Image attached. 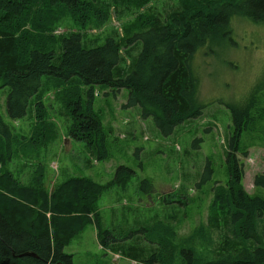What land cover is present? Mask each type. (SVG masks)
<instances>
[{
	"label": "rangeland",
	"instance_id": "374dc122",
	"mask_svg": "<svg viewBox=\"0 0 264 264\" xmlns=\"http://www.w3.org/2000/svg\"><path fill=\"white\" fill-rule=\"evenodd\" d=\"M106 1L93 0L94 9L84 12L49 0H33L21 29L12 30L18 37L19 51L32 49L33 40L36 47L58 50L59 36L76 32L84 34L87 40L98 38L101 41L114 30L122 37L121 24L135 19V7L141 0H121L116 2L115 9L100 8ZM181 1L151 0L139 13L169 15L178 9ZM232 26L234 45L220 41L193 59L194 74L200 83L199 98L206 104L202 116L183 123L167 137L160 134L151 118H140L139 107H123L128 97L124 89L113 92L110 87L95 86L89 91L77 82L63 84L62 81L59 82L65 88L59 89L54 86L57 83L44 79L40 94L47 107L46 116L56 125V139L46 149L34 146L35 142L31 141L34 116L28 115L17 121L8 117L6 97L9 88L2 87L0 81V116L12 129L13 151L8 159L0 160V171L9 168L16 179L51 193L69 176L82 175L98 184H106L114 183L118 168L128 170L126 183L105 191L95 204V215L89 218L98 222L86 224L64 248L66 254L72 255L73 264H143L141 260L122 256L121 250L132 247L146 258L158 249L151 241H159L161 236L179 250L186 247L184 238L200 236V229H205L209 245L196 244L199 262L228 251L225 249L228 242L233 241L232 229L224 223L228 211L219 196L226 191L228 183L226 153L234 135L231 113L226 106L241 103L257 84H264V24L237 18ZM131 50L135 57L139 46L135 45ZM131 60L124 56V63L119 68L125 71ZM88 92H92V110L101 123L108 149L107 158L98 161L94 156L96 137L87 142L68 137L72 123L69 110L74 116L75 104L79 103L81 110L77 111L76 117L84 113ZM63 98H66L64 103ZM254 101L247 122L249 126L244 127L240 135L237 157L244 166L242 186L247 195L264 199V189L253 187V178L264 172V86L256 91ZM36 104L31 101L29 109H35ZM28 142H32L30 148H27ZM2 146L4 141L0 138L1 149ZM207 167L212 168L213 173L209 180L202 182ZM1 176L0 172V179ZM143 180L150 182L152 192L140 190ZM4 182L7 183L6 179ZM255 223L264 247V219ZM24 225L30 229L36 225L33 209L26 214ZM159 228L161 236L157 231ZM142 229L149 230L147 236L150 239L144 237ZM106 230L119 239L135 238L105 249L99 243V233ZM170 233L179 239L171 238ZM244 245L253 248L249 242Z\"/></svg>",
	"mask_w": 264,
	"mask_h": 264
},
{
	"label": "trees",
	"instance_id": "16d2710c",
	"mask_svg": "<svg viewBox=\"0 0 264 264\" xmlns=\"http://www.w3.org/2000/svg\"><path fill=\"white\" fill-rule=\"evenodd\" d=\"M49 1L84 12L94 9L93 0ZM120 1L107 0L100 8L115 9L116 2ZM140 2L135 7V19L121 24L122 37L117 30L101 41L98 38L87 40L81 32L62 34L58 50L36 47L33 40L34 47L21 53L18 37L12 30L21 29L33 0H0V81L2 87L9 88L6 113L13 121L34 116L31 137L34 146L46 149L56 139V125L46 116L47 107L40 94L44 79L57 83L54 86L59 89L65 88L59 81L63 84L77 82L89 91L95 86H107L113 92L124 89L128 97L123 107H139L142 120L151 118L161 135L170 136L183 123L200 118L206 107L199 98L200 83L193 64L195 55L205 49L211 50L220 41L234 45L232 22L237 18L264 24V0H183L174 12L161 16L157 13L147 15L146 11L139 13L151 0ZM135 45L139 46V51L134 57L131 48ZM124 56L132 60L122 71L119 67L124 63ZM261 86L264 84H257L241 103L226 106L231 113L234 135L226 153L228 183L226 191L219 196L228 211L224 223L232 229L233 241L228 242L225 249L228 251L199 262L195 246L209 245L205 229L198 230V237L184 238L186 247L178 250L161 236L159 228V241H151L158 249L143 258L139 251L130 247L121 250L122 256L141 260L143 264H264V247L255 223L264 219V199L247 195L242 186L244 166L237 157L240 135L244 127L249 126L254 96ZM92 100V92H88L85 112L77 117V111L81 110L79 103L75 104L74 116L69 110L72 123L68 137L85 142L96 137L94 156L98 161L107 158L108 149L101 123L92 110ZM31 101H36L35 109H29ZM62 101L64 103L66 98ZM67 103L70 105L69 101ZM0 138L4 141L3 149L0 148V160L3 161L13 151L12 129L1 116ZM27 145L30 148L32 142ZM9 170L2 168L0 171V190L3 192L0 194V264H73L72 255L66 254L64 248L86 224L98 222L89 217L95 215V204L102 194L129 179L126 168L116 170L114 183L98 184L89 177L74 175L49 193L45 188L25 184L20 179L21 182ZM212 173V168L207 167L202 182L209 180ZM253 187L264 189V172L253 178ZM139 188L147 193L153 191L147 180H143ZM32 209L36 225L30 229L24 224L26 214ZM73 223L76 226L72 227ZM207 231L210 233L211 229ZM142 232L150 239L148 229H142ZM99 234V243L105 249L135 238L119 239L108 230ZM170 235L176 241L179 239L175 234ZM246 242L253 248L245 247Z\"/></svg>",
	"mask_w": 264,
	"mask_h": 264
},
{
	"label": "water",
	"instance_id": "95a60500",
	"mask_svg": "<svg viewBox=\"0 0 264 264\" xmlns=\"http://www.w3.org/2000/svg\"><path fill=\"white\" fill-rule=\"evenodd\" d=\"M29 256L35 257L33 254H28Z\"/></svg>",
	"mask_w": 264,
	"mask_h": 264
},
{
	"label": "crops",
	"instance_id": "0c3cea01",
	"mask_svg": "<svg viewBox=\"0 0 264 264\" xmlns=\"http://www.w3.org/2000/svg\"><path fill=\"white\" fill-rule=\"evenodd\" d=\"M86 167V166H85ZM93 180V179H92ZM94 181V180H93Z\"/></svg>",
	"mask_w": 264,
	"mask_h": 264
}]
</instances>
